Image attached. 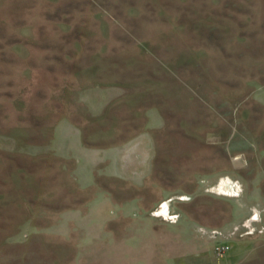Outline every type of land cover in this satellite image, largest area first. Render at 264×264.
I'll return each instance as SVG.
<instances>
[{
	"label": "rangeland",
	"instance_id": "1",
	"mask_svg": "<svg viewBox=\"0 0 264 264\" xmlns=\"http://www.w3.org/2000/svg\"><path fill=\"white\" fill-rule=\"evenodd\" d=\"M0 264H264V0H0Z\"/></svg>",
	"mask_w": 264,
	"mask_h": 264
},
{
	"label": "crops",
	"instance_id": "2",
	"mask_svg": "<svg viewBox=\"0 0 264 264\" xmlns=\"http://www.w3.org/2000/svg\"><path fill=\"white\" fill-rule=\"evenodd\" d=\"M53 131H55V133H57L58 137L61 139L62 142H64L63 140H67V139L71 138V140L74 144H77V145L83 144V137L84 136H83L82 129L78 125H76L73 121H71V119H69L68 117L64 116V117L59 118L53 127ZM67 144H69L70 146L72 145L71 142H67ZM138 147H140V145H138ZM49 150L55 152L57 154V156H59L63 159H66L69 161L73 160L75 163L77 162V160L74 157H71L70 156L71 154L67 153L65 150H64V152L57 151L56 149H53V148H51ZM69 150H70V148H69ZM67 172H69L68 176L70 178H72V180H75L72 177V175H74L75 178H78V174L74 169L72 171H70V169H68ZM62 175H59V178H57V180H60L62 178ZM51 178H53V175L51 176ZM31 188H32V186H31Z\"/></svg>",
	"mask_w": 264,
	"mask_h": 264
},
{
	"label": "built area",
	"instance_id": "3",
	"mask_svg": "<svg viewBox=\"0 0 264 264\" xmlns=\"http://www.w3.org/2000/svg\"><path fill=\"white\" fill-rule=\"evenodd\" d=\"M182 198H184V197H182ZM170 201H172V199H168V201H164L165 206H163L162 209L164 208V210H165L167 208V206L169 207ZM169 216L174 217L175 215L169 213Z\"/></svg>",
	"mask_w": 264,
	"mask_h": 264
},
{
	"label": "bare ground",
	"instance_id": "4",
	"mask_svg": "<svg viewBox=\"0 0 264 264\" xmlns=\"http://www.w3.org/2000/svg\"><path fill=\"white\" fill-rule=\"evenodd\" d=\"M127 165V164H126Z\"/></svg>",
	"mask_w": 264,
	"mask_h": 264
}]
</instances>
